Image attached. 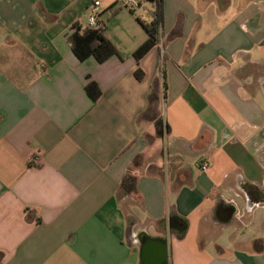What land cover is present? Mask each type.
Listing matches in <instances>:
<instances>
[{
    "label": "crops",
    "instance_id": "obj_1",
    "mask_svg": "<svg viewBox=\"0 0 264 264\" xmlns=\"http://www.w3.org/2000/svg\"><path fill=\"white\" fill-rule=\"evenodd\" d=\"M93 1L0 0V264H264V0Z\"/></svg>",
    "mask_w": 264,
    "mask_h": 264
},
{
    "label": "trees",
    "instance_id": "obj_2",
    "mask_svg": "<svg viewBox=\"0 0 264 264\" xmlns=\"http://www.w3.org/2000/svg\"><path fill=\"white\" fill-rule=\"evenodd\" d=\"M143 1H148L150 3V8L148 9L149 17L148 20L145 21L139 18L138 20L144 28L147 38L133 52V57L136 61L144 56V54H146L152 46L158 43L163 19L162 0H141L140 4ZM67 39L70 43L73 54L80 61L91 56L94 57L97 62L102 63L112 55L117 54L114 44L105 37L101 24L94 27H82L80 24L75 23L72 25V31ZM134 76L136 79L141 80L143 72L140 69H136ZM85 91L90 100L93 102H95L101 95V91L97 83L93 80H89L85 84ZM134 188L135 177L130 174H126L122 179L118 191L120 194L127 195L131 193Z\"/></svg>",
    "mask_w": 264,
    "mask_h": 264
},
{
    "label": "built area",
    "instance_id": "obj_3",
    "mask_svg": "<svg viewBox=\"0 0 264 264\" xmlns=\"http://www.w3.org/2000/svg\"><path fill=\"white\" fill-rule=\"evenodd\" d=\"M119 1L123 6L129 8V9H135V8L139 7L141 0H119ZM93 3H94V9L96 10L97 6L99 5V1L94 0ZM93 25H95V16L91 15L88 19V26L93 27ZM209 165H210V163H208L207 161L204 162L203 164L200 165V170L201 171L207 170Z\"/></svg>",
    "mask_w": 264,
    "mask_h": 264
},
{
    "label": "water",
    "instance_id": "obj_4",
    "mask_svg": "<svg viewBox=\"0 0 264 264\" xmlns=\"http://www.w3.org/2000/svg\"><path fill=\"white\" fill-rule=\"evenodd\" d=\"M163 250H159L160 251V259L159 260V264H166L167 262V252H166V247L165 248H162Z\"/></svg>",
    "mask_w": 264,
    "mask_h": 264
}]
</instances>
